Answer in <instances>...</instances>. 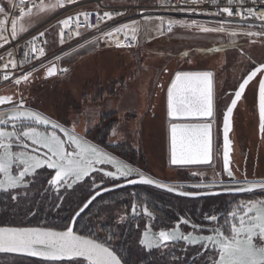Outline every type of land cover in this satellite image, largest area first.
<instances>
[{
    "label": "snow or ice",
    "instance_id": "6c2138e0",
    "mask_svg": "<svg viewBox=\"0 0 264 264\" xmlns=\"http://www.w3.org/2000/svg\"><path fill=\"white\" fill-rule=\"evenodd\" d=\"M73 2L74 0H68V3ZM212 2L215 4L217 0H212ZM191 3L198 4L199 0H191ZM9 4L13 8L17 6L13 0H9ZM19 4L24 5L25 0H19ZM246 4L250 6H245ZM256 4L257 0H225L224 5H218L219 10L212 14L239 17L246 23L250 20H259L261 21L260 27L264 28V11L257 12ZM61 6H63V0H58L57 4L49 6L43 2L39 5H32L38 11H44L46 7L51 11ZM195 10L192 9V11ZM6 11L5 7L0 6V14ZM30 12L31 8L26 11L25 7H20L18 18H23ZM83 15L85 16L84 22L87 23L91 13ZM97 18L103 21L104 18L111 20L113 16L105 11L103 16ZM73 22L79 25V17H69L61 23L67 28ZM7 23L8 21L0 19V42H2L0 47L8 43V37L3 35L7 31L5 27ZM10 23L12 39H16L19 33L26 31L21 25L18 33L17 19H11ZM227 23L229 21L219 20L216 27H206L194 20L190 24L169 20L167 30L170 32L174 24H179L183 27H196L203 33H224L227 31L225 28ZM89 27H96L97 31L102 33L103 39L109 43L116 34H124L127 38L128 30L132 31V38L135 39V33L138 31L135 22L115 26L109 31H103L99 25L89 24ZM63 34L62 31L60 36L62 37ZM74 34L80 35L79 31ZM39 35L43 36L44 33L41 32ZM231 35L235 36L237 32L232 31ZM244 35L264 36V31H249ZM35 39L34 37L33 41L29 42L32 45L31 52H39V56L43 57L45 50L35 46ZM60 43H64L63 39ZM115 44L117 47L124 46L120 39H116ZM27 55L28 53H25V56ZM8 56L11 57L12 53H8ZM2 59L3 57H0V60ZM55 59L60 60L61 57L57 56ZM18 67L19 64L14 59H9L0 68V77L4 81L14 80L18 86L21 82L27 83L32 72L16 76L14 70ZM57 71L55 65L48 67L46 78L53 76ZM60 71L67 72L68 69L64 68ZM251 82H255L258 89L259 131L264 135V63H260L253 65L246 77L242 78V82L238 84V90L233 93L234 98L223 113V166L229 177H233L229 169L231 150L229 133L232 128L233 111ZM167 107L170 118L202 121L170 125L171 163L173 165L208 164L212 159L213 73L211 71L176 72L167 89ZM0 109H3L0 110V191L16 190L26 183L28 177L34 178L39 172L47 171L50 178L46 182L58 198L62 199L61 193L74 192L77 188L88 191V195L75 213L77 219L86 210L95 206L98 198H102L103 192L110 190L105 187L107 180H124L128 185L137 183L154 185L185 197L199 194L169 187L121 162L104 148L90 142L85 136L79 135L75 127L69 129L41 114L38 110H33L27 105L22 92L19 94V99H16L14 94L0 95ZM108 166L114 170H108ZM134 176L136 178H133ZM115 186L123 187L124 185L116 184ZM202 186L195 184L191 187L200 188ZM254 187L256 186L224 188L223 190L252 191ZM259 187L264 188V184ZM12 199L16 197L12 196ZM241 209L243 214H241ZM137 211L138 205L133 203L129 214L136 216ZM252 212L255 214L249 215ZM142 215L155 219L154 213L146 206L142 209ZM228 217H231L233 221L238 219V225L235 222L230 223ZM202 219L216 224L221 218L210 213L203 215ZM222 219L223 223L208 228V232L212 234H196L195 230L202 232L204 226L188 217H180L173 226L161 227L158 231H153V226L146 224L138 243L144 249L156 251L162 248L174 249L180 242L185 245L182 251L187 247L196 246V255H199L200 260H194L193 264H264V246H257L255 242L258 239V242L264 245V199L249 201L244 205L238 204ZM120 220L124 221L125 215H121ZM229 223L230 228L225 229ZM182 228L190 230L184 231ZM111 239V236L100 239L91 235L79 234L70 225L62 231L46 227L0 226V253L38 257L50 262L67 259L75 261V264H126L122 256L111 247ZM201 249L203 252L200 251Z\"/></svg>",
    "mask_w": 264,
    "mask_h": 264
},
{
    "label": "rangeland",
    "instance_id": "374dc122",
    "mask_svg": "<svg viewBox=\"0 0 264 264\" xmlns=\"http://www.w3.org/2000/svg\"><path fill=\"white\" fill-rule=\"evenodd\" d=\"M83 1L85 0L68 3V0H63V6L51 11L47 7L44 11L34 8L21 19V25L26 30L30 29L61 9ZM137 1L151 5L159 0ZM57 2L58 0H46L43 3L49 6ZM91 7L93 6H82L72 11ZM209 26L216 27L217 24ZM135 27L138 29L135 33L137 48L106 47L98 41L84 42L57 60V65L68 69L65 76L46 78V70H39L27 83L2 88L0 95L14 94L19 99L22 92L27 105L33 110H38L69 129L75 127L79 135L157 181L178 188L185 187L191 192L264 183V173L255 177L251 170L248 172V181L228 180L223 174L221 160L223 113L238 84L252 67L253 59H264V37H249L244 33L255 30L230 24H225L227 31L224 33H203L196 27H185L167 35L161 32L159 21H141ZM232 31H236L237 35H231ZM48 36L49 53L55 55L59 48L58 37L52 28L48 30ZM179 71L213 73L216 152L211 166L174 167L170 162L169 127L176 121L168 116L167 89L175 73ZM247 94L251 97V108L241 103L236 112L237 120L239 125L250 122L243 126L254 128L256 83L250 86ZM120 146L124 147L120 149ZM251 146L253 152L254 145ZM135 152L140 153L139 165L132 163ZM143 159L147 171L141 164ZM262 164L264 167V163ZM195 184L203 186L191 187ZM27 186L26 181L19 188ZM259 191L261 190L246 193L250 194L245 198L248 199L247 202L255 201L259 196L255 193ZM2 192L4 191H0ZM242 196L244 198L246 195ZM240 202L237 201L232 209Z\"/></svg>",
    "mask_w": 264,
    "mask_h": 264
},
{
    "label": "trees",
    "instance_id": "16d2710c",
    "mask_svg": "<svg viewBox=\"0 0 264 264\" xmlns=\"http://www.w3.org/2000/svg\"><path fill=\"white\" fill-rule=\"evenodd\" d=\"M122 147L124 146H120V149ZM139 156L140 153H134V165H139ZM141 164L147 171L144 159ZM49 178L47 171H41L34 178H28L27 187L0 193V225L43 226L61 230L69 226L88 191L77 188L74 192L61 193V199L50 190L46 182ZM119 183L120 181L107 180L105 187ZM181 189L191 191L185 187ZM12 196L16 199H12ZM248 196L243 198L242 195H224L191 199L150 185L124 187L98 198L95 206L86 210L77 220L75 230L100 239L111 236V247L122 256L126 264H193L194 260H200L199 255H196V246L187 247L182 251L185 245L180 242L174 249L148 251L139 245L138 240L145 230V225H152L153 230L158 231L161 227L173 226L180 217H188L207 226L211 222L203 220V215L226 214L237 201L245 200ZM133 203L140 208L148 207L154 213L155 219L142 215L141 210L137 211L136 216H131L129 213ZM121 215H125L124 221L120 220ZM188 230L190 229H185ZM200 251L203 252V249ZM0 264H75V261L50 262L37 257L0 254Z\"/></svg>",
    "mask_w": 264,
    "mask_h": 264
},
{
    "label": "built area",
    "instance_id": "2783aa9c",
    "mask_svg": "<svg viewBox=\"0 0 264 264\" xmlns=\"http://www.w3.org/2000/svg\"><path fill=\"white\" fill-rule=\"evenodd\" d=\"M44 1L46 0H25V4L20 5L19 0H13V3L17 5L13 8L9 4V0H0V6L7 9L6 13L0 14V19L8 21L5 26L7 31L3 33V35L8 37V43L0 47V57H3V59L0 60V68H2L3 63L8 62L9 59H14L19 64L18 69L14 70L15 75L20 76L21 74H27L31 71V78L39 70H46L48 67L55 65L57 62L55 57H61L70 49H74L84 42L98 41L103 46L109 47L116 46L115 40L120 39L121 43L124 45L120 48L135 49L138 46L137 37L135 36V39L132 38L133 34L131 30L127 31V38L124 34H116L109 43L103 39L102 33L97 31L96 27H89V24L93 26L99 25V28L103 31H109L111 28L124 23L132 24L135 22V24H138L141 21H159L161 23V21H163V23H161V32L167 35L181 28H185L179 24H174L172 30L169 32L167 30L169 20L182 21L185 24H190L194 20L206 27H213L209 25L217 24L219 20H227L229 21L227 24L230 25H235L244 29H253L256 32L260 30L264 31V28L260 27L261 21L259 20H250L246 23L244 20L235 16L227 17L213 15L212 13L219 10L218 5L223 6L225 0H217L215 4L212 0H199V3L195 5L191 3V0H159L157 3L151 5L140 4L137 0H85L83 2L74 3L71 7L69 6L70 8L61 9L38 25L27 29L23 33H19L22 19L18 18L19 8L25 7L26 11L31 8L32 12L34 9L32 7L33 4L38 5ZM82 6L93 7L85 10L72 11ZM245 6L250 5L246 4ZM192 9L196 10L192 11ZM255 10L257 12L264 11V0H257ZM105 11L110 12L113 18L111 20L104 18L103 21H99L97 17L103 16ZM85 13H91L87 23L84 22L85 16L83 14ZM69 17H79V25L73 22L66 28L61 22ZM149 17L151 19H149ZM13 18L17 19V30L19 33L16 39H12L10 35V20ZM50 28L54 30V33L58 37L59 48L55 55L49 53L48 30ZM62 31L64 34L61 37L60 33ZM76 31H79V36L74 34ZM41 32L44 33L43 36L39 35ZM34 37L36 38L34 41L35 46L38 49L43 48L45 50V55L43 57L39 56V52H31L32 45L29 42L33 41ZM97 38L100 39L98 40ZM61 39L64 41L63 44L60 43ZM8 53H12V56L9 57ZM25 53H28V55L25 56ZM64 68L65 67L61 65H57L58 76H65L66 72L60 71V69ZM7 86L18 85L15 84L14 80L4 81L2 77H0V90Z\"/></svg>",
    "mask_w": 264,
    "mask_h": 264
},
{
    "label": "flooded vegetation",
    "instance_id": "af4514ba",
    "mask_svg": "<svg viewBox=\"0 0 264 264\" xmlns=\"http://www.w3.org/2000/svg\"><path fill=\"white\" fill-rule=\"evenodd\" d=\"M260 63H264V59L260 60V61H256L255 59H253V65H259ZM252 65V67H253ZM252 67L249 69V71L252 69ZM248 71V72H249ZM248 74V73H247ZM246 74V75H247ZM245 75V77H246ZM242 82V81H241ZM255 82H251L250 85L247 87L245 94L243 95L241 101L239 102L238 106L235 109L234 112V116H233V130L230 134L231 140L233 141V152H232V160H231V164H230V170L233 173V177H229L227 175V173L224 171V166H223V140L221 137V143H222V151H221V160H222V171L224 176L230 180V181H237L238 179L241 180H245L248 181L249 180V171L251 172V174H253V176H257L258 174H263L264 173V167L263 164L264 163V135H262L259 131V112H258V89H257V85H256V96H255V100H254V112H255V121H256V127L251 128L249 126H243V124L249 125V123H243L242 125H239V120H237V110L239 108V105L241 103H243L247 108H251L249 106V104H251V97L250 94L248 93V90L250 88L251 85H253ZM234 93V92H233ZM234 96V95H233ZM249 106V107H248ZM249 109H247L248 111ZM240 116V115H239ZM223 118V117H222ZM249 119V118H248ZM194 121V120H191ZM197 121V120H195ZM238 122V124H237ZM222 125H223V119H222ZM214 126V124H213ZM221 132H222V128H221ZM215 133V131H214ZM215 136V135H214ZM249 138V139H248ZM251 142V145H254V150L253 152L251 151V149H253V147L251 145H248V143ZM215 146H214V158H213V162L215 160ZM254 155V157L252 158V156ZM253 159V160H252ZM211 163V164H212ZM262 164V167L260 168V165ZM108 169L110 170V167L108 166ZM124 182V180L120 181ZM202 192H207V191H202ZM255 194H258L259 196L255 198V200H260V199H264V190H261L259 192H256ZM236 195H242V194H236ZM245 195H250V194H246ZM232 196V195H229ZM248 199L245 200H240L241 202L239 203L240 205H244L246 204L245 202H247ZM248 203V202H247ZM145 207V206H144ZM143 207H138V211L141 210L142 211ZM241 214H243V210L241 209ZM255 213H249V215H254ZM226 214H220L218 217H220L221 219L218 220V222H216V224H214L213 222H211L210 225L204 226L203 227V232L202 233H197L196 234H212L208 232V228L212 227V226H217V224L219 223H223V217H225ZM230 223L235 222L238 225V219L233 221L231 217H228ZM230 223L229 225L225 226V229L230 228ZM182 230L185 231L184 228H182ZM154 231V230H153ZM195 231H199V230H195ZM257 242V246H264L262 244H260L258 242V239L255 241ZM148 250V249H147ZM151 251V250H148Z\"/></svg>",
    "mask_w": 264,
    "mask_h": 264
},
{
    "label": "water",
    "instance_id": "95a60500",
    "mask_svg": "<svg viewBox=\"0 0 264 264\" xmlns=\"http://www.w3.org/2000/svg\"><path fill=\"white\" fill-rule=\"evenodd\" d=\"M53 66V65H52ZM55 66L57 67V65L55 64ZM57 75V73L56 74H54L53 76H56ZM53 76H51V77H53ZM247 89V88H246ZM237 90H238V88H237ZM245 92H246V90H245ZM245 94V93H244ZM243 94V95H244ZM243 95H242V97H243ZM233 98H234V96H233ZM232 98V99H233ZM242 99V98H241ZM241 99L238 101V103H237V106H238V104H239V102L241 101ZM231 103V102H230ZM230 105V104H229ZM236 106V107H237ZM236 109V108H235ZM235 109H234V111H233V116H234V112H235ZM233 116H232V128H231V131H230V133H229V138H230V141H231V150H230V154H229V169H230V164H231V160H232V157H231V155H232V152H233V141L231 140V137H230V134H231V132H232V130H233ZM173 119V118H172ZM175 120V119H174ZM192 120H195V119H192ZM176 123H188V122H176ZM222 130H223V125H222ZM170 145H171V131H170ZM211 161H212V159H211ZM210 161V162H211ZM209 162V163H210ZM179 166H187V165H179ZM153 179V178H152ZM155 180V179H154ZM160 182V181H159ZM160 183H162V184H166V185H168L169 187H173V188H178V187H176V186H173V185H170V184H167V183H163V182H160ZM119 184H123L124 186L123 187H116L115 185H113V186H109V187H107V188H109L110 190L109 191H106V192H103V195L104 194H106V193H108V192H111V191H114V190H117V189H120V188H124V187H130V186H136V185H147V184H141V183H137V184H134V185H128V184H126V182L124 181V182H121V183H119ZM261 184H264V183H257V184H251V185H248V186H243L242 188H248V187H252V186H256V187H254L253 188V190L252 191H240V192H235V191H224L223 189H220V190H213V191H207V192H196V193H199L198 195H195V196H189V197H185V196H181V197H185V198H192V199H196V198H202V197H209V196H219V195H236V194H245V193H251V192H254V191H258V190H264V188H260L259 187V185H261ZM150 186H153V187H155L154 185H150ZM157 188V187H156ZM158 189H161V190H164V191H167L166 189H163V188H158ZM178 189H180V190H183V189H181V188H178ZM167 192H169V191H167ZM191 192V191H190ZM170 193H173V194H175V195H177V196H180V195H178L177 194V192H170ZM83 214V213H82ZM81 214V215H82ZM77 218L75 217V215L73 216V218H72V221H71V224H70V226H72L73 227V229H74V231H76L75 230V226H76V222H77ZM0 226H2V225H0ZM24 227H43V226H24ZM46 228H49V227H46ZM51 229H53V230H56V231H62L61 229H56V228H51ZM65 230V229H64ZM77 232V231H76ZM77 233H79V232H77ZM79 234H81V233H79ZM0 254H7V253H0ZM8 255H17V256H26V255H19V254H8ZM38 258V257H37ZM67 260V259H66Z\"/></svg>",
    "mask_w": 264,
    "mask_h": 264
},
{
    "label": "crops",
    "instance_id": "0c3cea01",
    "mask_svg": "<svg viewBox=\"0 0 264 264\" xmlns=\"http://www.w3.org/2000/svg\"><path fill=\"white\" fill-rule=\"evenodd\" d=\"M213 87H214V85H213ZM253 115L255 116V112H253ZM254 119H255V117H254ZM191 120L192 119H189V120H175V121L176 122H188V123H198V122H202V121H199V120L195 121L196 119L194 121H191ZM176 122H173V123H176ZM169 137H170V127H169ZM212 138H213L212 139V161L210 163H208V164H200V165H187V166L173 165L172 163L171 164L174 167H207V166H211L212 165L211 163L213 162V158H214V126H213V124H212ZM170 162H171V145H170Z\"/></svg>",
    "mask_w": 264,
    "mask_h": 264
},
{
    "label": "bare ground",
    "instance_id": "6f19581e",
    "mask_svg": "<svg viewBox=\"0 0 264 264\" xmlns=\"http://www.w3.org/2000/svg\"><path fill=\"white\" fill-rule=\"evenodd\" d=\"M116 159H118V158H116ZM118 160H120V159H118ZM122 162V161H121ZM124 163V162H123Z\"/></svg>",
    "mask_w": 264,
    "mask_h": 264
}]
</instances>
